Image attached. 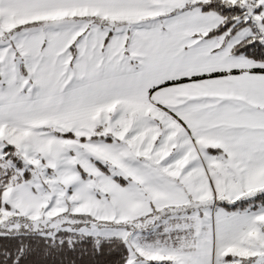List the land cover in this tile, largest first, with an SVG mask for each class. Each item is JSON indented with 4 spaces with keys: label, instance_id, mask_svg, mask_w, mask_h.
<instances>
[{
    "label": "snow or ice",
    "instance_id": "obj_1",
    "mask_svg": "<svg viewBox=\"0 0 264 264\" xmlns=\"http://www.w3.org/2000/svg\"><path fill=\"white\" fill-rule=\"evenodd\" d=\"M0 264H264V0H0Z\"/></svg>",
    "mask_w": 264,
    "mask_h": 264
}]
</instances>
